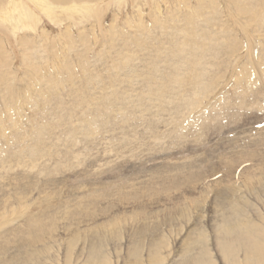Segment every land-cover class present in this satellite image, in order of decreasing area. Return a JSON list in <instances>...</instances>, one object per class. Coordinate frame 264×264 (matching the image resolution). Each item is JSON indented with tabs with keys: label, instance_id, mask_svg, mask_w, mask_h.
<instances>
[{
	"label": "rangeland",
	"instance_id": "1",
	"mask_svg": "<svg viewBox=\"0 0 264 264\" xmlns=\"http://www.w3.org/2000/svg\"><path fill=\"white\" fill-rule=\"evenodd\" d=\"M263 98L264 0H0V264H260Z\"/></svg>",
	"mask_w": 264,
	"mask_h": 264
},
{
	"label": "bare ground",
	"instance_id": "2",
	"mask_svg": "<svg viewBox=\"0 0 264 264\" xmlns=\"http://www.w3.org/2000/svg\"><path fill=\"white\" fill-rule=\"evenodd\" d=\"M60 2H61V1H60ZM255 6H256V5H255ZM261 27H263V26H261ZM261 27H260V28H261ZM177 34H178V33H177ZM197 36H198V35H196V37H197ZM209 36H210V35H209ZM209 36H208V37H209ZM212 36H214V35H212ZM196 37H195V38H196ZM198 37H200V36H198ZM205 37H206V36H205ZM207 39H209V38H207ZM215 39H216V36H215ZM215 39H214V40H215ZM180 40H181V39H180ZM191 40H192V39H191ZM183 41H184V40H183ZM199 41L201 42V40H199ZM196 42H197L196 44H198V41H196ZM202 42H203V41H202ZM207 42H208V41H207ZM215 42H216V41H215ZM203 43H204V42H203ZM221 43H222V42H221ZM194 44H195V43H194ZM215 44H216V43H215ZM192 45H193V44H192ZM200 45H202V44H200ZM213 45H214V44H213ZM195 46H196V45H195ZM182 47H183V46H182ZM182 47H181V48H182ZM191 47H193V46H191ZM197 47H198V46H197ZM213 47H214V46H213ZM213 47H212V49H213ZM183 48H184V47H183ZM189 50H190V49H189ZM196 50L198 51L199 49H196ZM223 50H224V49H223ZM223 50H222V51H223ZM180 51H181V50H180ZM182 51H184V50H182ZM185 51H186V50H185ZM205 51H206V50H205ZM209 51H210V50H209ZM218 51H219V50H218ZM177 52H178V51H177ZM210 52H211V51H210ZM164 53H165V52H164ZM166 53H167V52H166ZM188 53H189V51H188ZM190 53H194V52L191 51ZM208 53H209V52H208ZM211 53H212V52H211ZM219 53H220V52H219ZM181 54H182V53H181ZM224 54H225V53H224ZM175 55H176V54H175ZM186 55H188V54H186ZM212 55H215V54H212ZM166 56H168V55H166ZM184 56H185V55H184ZM194 56H195V55H194ZM198 56H199V54H198ZM198 56H197V57H198ZM215 56H217V54H216ZM219 56H220V55H219ZM221 56H222V54H221ZM176 57H177V56H176ZM182 57H183V56H182ZM188 57H189V55L187 56V58H188ZM197 57H196V58H197ZM202 57H203V56H202ZM209 57H211V56H209ZM168 58H169V56H168ZM218 58H219V57H218ZM171 59H172V58H170V60H171ZM180 59H181V58H178V61H177V60H176V61L179 62ZM198 59H199V61H200V58H198ZM202 59H203V58H202ZM202 59H201V60H202ZM213 59H214V58H213ZM215 59H217V58H215ZM165 60H166V59H165ZM167 60H168V59H167ZM170 60H169V61H170ZM172 60H173V59H172ZM172 60H171V61H172ZM185 60H187V59H185ZM189 60L191 61V59H189ZM192 60H193V59H192ZM211 60H212V59H211ZM176 61H175V62H176ZM190 61H188V62H190ZM203 61H204V59H203ZM203 61H202V63H203ZM209 61H210V60H209ZM177 62H176V63H177ZM186 62H187V61H186ZM179 63H180V62H179ZM179 63H178V66L180 67V66H182V65H180V64L184 63V61H183L182 63H180V64H179ZM195 63H196V62H195ZM204 63H205V62H204ZM221 63H222V62H221ZM191 64H192V62H191ZM196 64H197V63H196ZM206 64H207V59H206ZM211 64H212V63H211ZM213 64H214V63H213ZM225 64H226V63H225ZM256 64H257V63H256ZM199 65H201V64H199ZM203 65H204V64H203ZM203 65H202V66H203ZM219 65H220V64H219ZM222 65H223V64H222ZM260 65H261V64H260ZM178 66H177V67H178ZM184 66H185V65H184ZM184 66H183V67H184ZM188 66H189V65H188ZM190 66H191V65H190ZM190 66H189V70L192 71V70L190 69ZM220 66H221V65H220ZM220 66H219V67H220ZM195 67H196V66H195ZM200 67H201V66H200ZM217 67H218V66H217ZM222 67H223V66H222ZM201 68H202V67H201ZM204 68H205V67H204ZM181 69H182V67H181ZM181 69H180V70H181ZM199 69H200V68H199ZM205 69H206V68H205ZM207 69H208V67H207ZM210 69H211V68H210ZM219 69H220V68H219ZM180 70H179V72H180ZM183 70H185V69L183 68ZM186 70H187V69H186ZM208 70H209V69H208ZM205 71H206V70H205ZM212 71H213V70H212ZM179 72L177 73V75L179 74ZM200 72H201V71H200ZM181 73H182V72H181ZM184 73H185V72H184ZM170 74H172V73H170ZM202 75H203V74H202ZM172 76H173V74H172ZM210 76H211V75H210ZM165 77H166V76H165ZM165 77H163L162 80H163ZM170 77H171V76H170ZM202 77H203V76H202ZM165 79H166V78H165ZM165 79H164V80H165ZM167 79H168V77H167ZM258 79H259V78H258ZM164 80H163V81H164ZM150 81H152V79H151ZM167 81H168V80H167ZM249 81H250V80H249ZM235 82H236V81H235ZM149 83H150V82H149ZM163 83H165V82H163ZM167 86H168V85H167ZM172 86H173V85H172ZM172 86H171V87H172ZM113 88H114V87H113ZM156 89H157V87H156ZM161 89H162V88H161ZM164 89H165V88H164ZM202 90H203V89H202ZM243 90H244V89H243ZM250 90H251V89H250ZM117 91H118V89H117ZM163 92L165 93V91H163ZM154 94H157V93H154ZM235 95H236V94H235ZM242 95H243V94H242ZM164 96L166 97V95H164ZM158 97H159V96H158ZM158 97H157V99H158ZM234 97H235V96H234ZM243 97H244V96H243ZM153 98H155V97H153ZM241 98H242V97H241ZM112 99H113V98H112ZM160 99H161V97H160ZM200 99H201V98H200ZM263 99H264V98H263ZM139 100H140V99H139ZM188 100H189V99H188ZM192 100H193V99H192ZM242 100H244V99H242ZM261 100H262V98H261ZM147 101H148V100H147ZM193 101H194V100H193ZM240 101H241V100H240ZM245 101H246V100H245ZM245 101H244V102H245ZM115 103H116V102H115ZM243 104H244V103H243ZM232 105H233V104H232ZM183 107H184V106H183ZM242 109H244V108H242ZM182 110H183V109H182ZM250 110H251V109H250ZM224 111H225V110H224ZM210 114H211V113H210ZM200 115H201V114H200ZM222 117H223V116H222ZM216 118H217V117H216ZM20 119H21V118H20ZM212 119H213V118H212ZM18 120H19V119H18ZM233 120H234V119H233ZM248 120H249V119H248ZM210 121H211V120H210ZM210 121H209V122H210ZM31 122H32V121H31ZM204 122H205V121H204ZM32 123H34V122H32ZM210 123H211V122H210ZM213 123H214V122H213ZM14 124H15V123H14ZM93 124H94V123H93ZM194 124H195V123H194ZM32 125H33V124H32ZM97 125H98V124H97ZM204 125H205V124H204ZM92 126H93V125H92ZM94 126H96V125H94ZM99 126H103V124L100 125V123H99ZM181 126H182V125H181ZM86 127L89 128V126H86ZM96 127H97V126H96ZM251 127H252V126H251ZM91 128H93V127H91ZM215 128H216V127H215ZM240 128H241V127H240ZM39 129L41 130V128H39ZM44 129H45V128H44ZM85 129H86V128H84V130H85ZM94 129H96V128H94ZM46 130L49 131V129H46ZM46 130H44V131H46ZM36 131H38V130H36ZM214 131H215V130H214ZM214 131H213V132H214ZM64 132H65V131H64ZM31 133H32V132H31ZM34 133H37V132H34ZM43 133H44V132H43ZM45 133H46V132H45ZM50 133H51V131H50ZM65 133H66V132H65ZM65 133H64V136H66ZM206 133H207V132H206ZM32 134H33V133H32ZM51 134H52V133H51ZM53 134H54V132H53ZM18 135H19V134H18ZM21 135H22V134H21ZM43 135H45V134H43ZM43 135L41 134V136H43ZM36 136H37V135H36ZM45 136H46V135H45ZM47 136H50V135L48 134ZM18 137H19V136H18ZM37 137H38V136H37ZM52 137H54V136H52ZM216 137H217V136H216ZM227 137H228V136H227ZM241 137H242V136H241ZM41 138H42V137H41ZM48 138H49V137H48ZM54 138H55V137H54ZM223 138H224V137H223ZM38 139H40V137H38ZM50 139H51V137H50ZM19 140H20V139H19ZM41 140H42V139H41ZM43 140H44V139H43ZM52 141H54V140L52 139ZM231 141H232V140H231ZM63 142H64V140H63ZM33 143H34V142H33ZM34 144H35V143H34ZM44 144H45V143H44ZM61 144H62V143H61ZM61 144H59V145H61ZM63 144H64V143H63ZM63 144H62V145H63ZM11 145H12V144H11ZM32 145H33V144H32ZM35 145H36V144H35ZM35 145H34V146H35ZM53 146L55 147V145H53ZM56 146H57V145H56ZM18 148H20V147H18ZM20 149H21V148H20ZM20 149H19V150H20ZM231 149H232V148H231ZM7 150H8V149H6V151H7ZM17 150H18V149H17ZM19 150H18V151H19ZM44 150H45V149H44ZM224 150H225V149H224ZM40 151H41V150H40ZM40 151H39V152H40ZM54 151H55V150H54ZM239 151H240V150H239ZM43 152H44V154H45V153L47 152V150H46V151H43ZM49 152H50V150H49ZM67 152H68V151H67ZM69 152H71V151L69 150ZM229 152H230V151H229ZM4 153H5V152H4ZM9 153H10V152H9ZM46 154H47V153H46ZM49 154H50V153H49ZM70 154H71V153H70ZM233 154H234V153H233ZM63 155H64V154H61L60 157H62ZM68 155H69V154H68ZM68 155H65V157L68 156ZM3 156H4V155H3ZM30 156H31V155H30ZM44 156H45V155H44ZM226 156H227V155H226ZM5 157H6V156H5ZM7 157H8V156H7ZM41 157H42V156H41ZM48 157H49V155H48ZM60 157H59V158H60ZM63 157H64V156H63ZM11 158H12V156H11ZM27 158H28V157H27ZM31 158H33V157L31 156ZM34 158H35V157H34ZM34 158H33V159H34ZM69 158H71L70 155H69ZM87 158H88V157H87ZM210 158H211V157H210ZM228 158H229V157H228ZM28 160H29V161H30V160L32 161V159H30V158H29ZM34 160H35V159H34ZM34 160H33V161H34ZM67 160H68V158H67ZM19 162H20V161H19ZM21 162H22V161H21ZM35 162H36V161H35ZM46 162H47V161H46ZM61 162H62V161H61ZM2 163H3V162H2ZM22 163H24V162H22ZM40 163H41V162H40ZM56 163H58V162H56ZM169 163H170V162H169ZM41 164H42V163H41ZM175 164H176V163H174V165H175ZM178 164H179V163H178ZM21 165H22V164H21ZM54 165H55V164H54ZM60 165H61V164H60ZM36 166H37V165H36ZM40 166H41V165H40ZM56 166H58V165H56ZM47 167H48V166H47ZM54 167H55V166H54ZM58 167H59V166H58ZM58 167H57V168H58ZM62 167H63V166H62ZM48 168H49V167H48ZM52 168H53V166H52ZM42 169H43V168H42ZM23 170H24V168H23ZM40 170H41V169H40ZM43 171H44V170H43ZM45 172H46V171H45ZM45 174H46V173H45ZM174 176H175V175H174ZM21 179H23V178H21ZM117 179H118V178H117ZM108 180H109V179H108ZM92 190H93V189H92ZM72 192H73V191H72ZM22 193H23V192H22ZM92 193H93V192H92ZM92 193H91V194H92ZM22 198H23V197H22ZM39 198H40V197H39ZM23 199H24V198H23ZM123 200H124V199H123ZM22 201H23V200H22ZM36 201H37V200H36ZM3 207H4V205H3ZM51 207H52V206H51ZM35 209H36V208H35ZM36 210H37V209H36ZM69 211H70V210H69ZM72 211H73V210H72ZM28 212H29V211H28ZM46 212H47V211H46ZM74 212H75V211H74ZM40 215H41V214H40ZM32 219H33V218H32ZM76 220H77V219H76ZM31 222H32V221H31ZM33 222H34V221H33ZM38 222H39V221H38ZM43 222H44V221H43ZM26 223H27V222H26ZM36 223H37V222H36ZM33 224H35V223H33ZM41 224H43V223L40 222V226H41ZM29 226H30V225H29ZM34 227H35V226H34ZM37 227H38V226H37ZM100 228H101V227H100ZM37 229H38V228H37ZM39 230H40V229H39ZM228 235L230 236V234H228ZM16 236H17V235H16ZM228 241H229V240H228ZM173 245H174V244H173ZM231 245H233V242L230 241V242H228V244H224V245L221 246V249L223 250V252L226 253L228 256H231V255H230V254H231L230 251H231V247H232ZM249 252L252 253L251 250H249ZM258 252H259V253H262V255H260V257L258 258V259H259V262H261L260 264H264V246H260V247H258ZM195 263H196V262H195ZM190 264H191V263H190ZM196 264H197V263H196Z\"/></svg>",
	"mask_w": 264,
	"mask_h": 264
}]
</instances>
